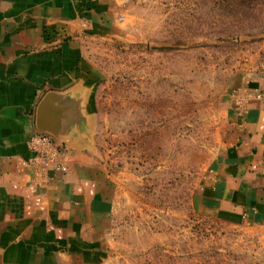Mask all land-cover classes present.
Instances as JSON below:
<instances>
[{
	"label": "rangeland",
	"instance_id": "obj_1",
	"mask_svg": "<svg viewBox=\"0 0 264 264\" xmlns=\"http://www.w3.org/2000/svg\"><path fill=\"white\" fill-rule=\"evenodd\" d=\"M117 2L123 33L84 40L83 150L113 190L100 264H264V226L198 200L235 137L232 91L264 64V0Z\"/></svg>",
	"mask_w": 264,
	"mask_h": 264
},
{
	"label": "crops",
	"instance_id": "obj_2",
	"mask_svg": "<svg viewBox=\"0 0 264 264\" xmlns=\"http://www.w3.org/2000/svg\"><path fill=\"white\" fill-rule=\"evenodd\" d=\"M117 3L0 0V264L102 262L113 190L83 150L98 75L84 40L123 33ZM243 85L246 113L234 103L242 89L232 91L235 137L198 200L223 222L264 226V78L259 72ZM47 97L40 124L65 141L63 172L29 164ZM77 112L85 115L78 123Z\"/></svg>",
	"mask_w": 264,
	"mask_h": 264
},
{
	"label": "built area",
	"instance_id": "obj_3",
	"mask_svg": "<svg viewBox=\"0 0 264 264\" xmlns=\"http://www.w3.org/2000/svg\"><path fill=\"white\" fill-rule=\"evenodd\" d=\"M260 74L264 78V64L260 70ZM248 94L241 92L235 97L234 103L237 106V110L240 116L246 113V100ZM28 146L33 153V157L30 159L31 164L38 173L47 171H67L68 166L64 160V154L66 152V146L56 141L54 137L44 132L34 133L28 140Z\"/></svg>",
	"mask_w": 264,
	"mask_h": 264
},
{
	"label": "water",
	"instance_id": "obj_4",
	"mask_svg": "<svg viewBox=\"0 0 264 264\" xmlns=\"http://www.w3.org/2000/svg\"><path fill=\"white\" fill-rule=\"evenodd\" d=\"M47 105H48V97L44 100V102H43V104H42V106H41V109H40V112H39V114H41L40 115V117H39V125H41L40 123H41V120L48 114V111L49 110H46V108H47ZM80 112H77V114H76V117H77V123L82 119V118H84L85 117V115H81L80 116ZM48 120V119H47ZM42 127V128H41ZM39 128L42 130V132H44V133H47V134H49V135H51L52 137H54L59 143H62V144H65V141L64 140H61L60 139V135H59V133L57 132V131H52V130H50V129H48V127H43L42 125L41 126H39Z\"/></svg>",
	"mask_w": 264,
	"mask_h": 264
}]
</instances>
